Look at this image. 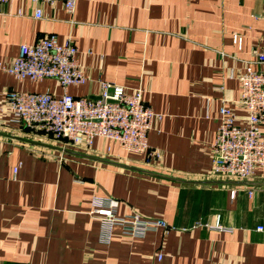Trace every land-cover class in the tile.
<instances>
[{
	"label": "crops",
	"instance_id": "0c3cea01",
	"mask_svg": "<svg viewBox=\"0 0 264 264\" xmlns=\"http://www.w3.org/2000/svg\"><path fill=\"white\" fill-rule=\"evenodd\" d=\"M36 5L5 4L0 62L48 33L71 37L89 78L69 92L97 95L100 79L143 87L163 114L149 131L163 156L150 163L100 136L91 148L76 146L40 124L10 122L6 105L0 264H264V229L256 228L264 226V164L246 179L211 172L219 106L225 101L245 122L238 75L264 66L255 56L264 50V0H77L73 13L62 1L43 2L41 17ZM9 89L63 93L54 77L19 79L0 68V104ZM95 193L114 198L119 215L162 216L175 228L133 237L117 226L102 243L100 220L89 212Z\"/></svg>",
	"mask_w": 264,
	"mask_h": 264
},
{
	"label": "built area",
	"instance_id": "2783aa9c",
	"mask_svg": "<svg viewBox=\"0 0 264 264\" xmlns=\"http://www.w3.org/2000/svg\"><path fill=\"white\" fill-rule=\"evenodd\" d=\"M35 16L43 15L39 3L54 4L62 1L73 13L77 0H33ZM0 0V13H5V4ZM233 41L240 46L242 35L233 33ZM256 60L264 64V50L255 53ZM0 68L19 79L40 81L47 77L58 79L63 93L56 95L50 90L27 91L9 89L5 103L10 109V122L30 126L42 125L65 142L83 148H91L96 137L112 139L123 149L145 153L146 161L154 163L161 159L163 151L149 142V131L163 114L156 112L143 97L144 88L128 90L124 84L100 79L99 98L75 95L69 92L71 84H82L89 75L79 60V46L68 37L59 41L57 34L48 33L32 43L23 42L18 55L10 62H0ZM240 94L237 103L247 112L246 121L235 120L233 108L225 101L219 106V121L211 144L212 174L224 178H250L256 166L264 164V66H247L238 75ZM222 87V86H220ZM18 168L15 167V170ZM253 189H248L251 194ZM234 196L235 189H231ZM90 214L100 220L99 241L110 243L117 226L129 236H144L150 230L175 228L162 216H147L140 212L130 215L117 213V202L110 196L95 193L91 200ZM219 229H228L216 225ZM258 230L264 229L262 224ZM163 253H159L162 258Z\"/></svg>",
	"mask_w": 264,
	"mask_h": 264
},
{
	"label": "water",
	"instance_id": "95a60500",
	"mask_svg": "<svg viewBox=\"0 0 264 264\" xmlns=\"http://www.w3.org/2000/svg\"><path fill=\"white\" fill-rule=\"evenodd\" d=\"M93 98H99L100 95H91Z\"/></svg>",
	"mask_w": 264,
	"mask_h": 264
}]
</instances>
